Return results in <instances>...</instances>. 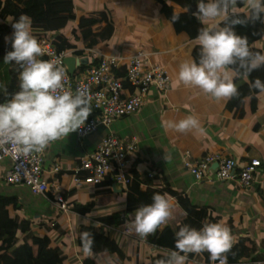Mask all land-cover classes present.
I'll list each match as a JSON object with an SVG mask.
<instances>
[{"label":"crops","instance_id":"1","mask_svg":"<svg viewBox=\"0 0 264 264\" xmlns=\"http://www.w3.org/2000/svg\"><path fill=\"white\" fill-rule=\"evenodd\" d=\"M103 10L111 19L112 36L92 49L104 55L124 56L144 50L154 64L168 70L172 85L165 91L153 86L141 108L117 119L110 129L102 126L85 138L73 132L52 143L44 162V176L51 185L47 195H34L24 184H7L3 176L12 162L9 158L1 160L0 194L14 196L18 202L12 204L11 214L31 219L37 235L50 236L52 246L67 256L63 264H155L175 250V233L181 226L200 229L204 222H223L231 230L235 243L227 254V264H264V93L257 94L258 106L251 112L247 99L230 107L232 98L217 101L197 87L183 85L178 80L179 65L195 60L193 51L198 44L187 33H177L161 5L153 0H107L106 7L77 15L79 18ZM236 14L246 16L249 12L238 5ZM77 32L80 34L79 29ZM61 33L69 38L58 29L48 36ZM253 45L264 54V37ZM84 47L83 42L71 49ZM248 80L241 77L234 82L240 87ZM0 83L4 89L6 83L1 76ZM189 115L198 119L203 132L193 129L180 133L166 127V122H178ZM108 132L124 141L137 138L126 169L130 183H116L108 175L100 184L75 186L73 174L80 157L95 150ZM187 152L191 161L207 152H218L235 158L239 167L258 158L262 162L256 174L258 182L241 188L232 180H218L214 169L197 179L184 165ZM56 186L68 201L70 213L58 208ZM155 193L170 199L172 218L148 241L123 234L120 230L124 221L130 214L134 216L140 205L152 203ZM98 230L109 239L101 248L96 243ZM84 231L94 238L91 256L82 251L80 234ZM186 264L213 262L207 252L189 253Z\"/></svg>","mask_w":264,"mask_h":264},{"label":"clouds","instance_id":"2","mask_svg":"<svg viewBox=\"0 0 264 264\" xmlns=\"http://www.w3.org/2000/svg\"><path fill=\"white\" fill-rule=\"evenodd\" d=\"M238 5L250 14L240 18L236 14ZM194 15L203 24L195 38L200 48L199 59L181 63L178 80L217 101L238 97L234 80L247 78L264 67V54L253 52L247 37L238 35L235 28L249 22L264 23V0H199ZM178 20L179 16L173 14L170 22ZM12 29V50L5 54L3 62L18 66L19 91L0 103V149L27 157L43 153L52 143L84 127L92 114V97L85 89L73 92L65 88V70L58 61L39 59L44 53L27 16L21 15ZM250 88L264 93V81L256 78ZM166 127L180 133L193 129L203 132L193 115L178 122L168 121ZM172 207L166 194L155 193L152 203L140 205L134 216L130 214L125 233L140 238L155 234L172 218ZM80 240L83 253L93 255L92 233L82 232ZM234 243L231 230L223 222H204L200 229L185 224L175 233V250L155 264H186L187 254L204 252L213 264H227V254Z\"/></svg>","mask_w":264,"mask_h":264},{"label":"built area","instance_id":"3","mask_svg":"<svg viewBox=\"0 0 264 264\" xmlns=\"http://www.w3.org/2000/svg\"><path fill=\"white\" fill-rule=\"evenodd\" d=\"M39 43L44 53L39 59L58 61L59 66L64 68L65 88L73 92L82 88L92 97V114L84 127L76 131L79 138L95 133L102 126L110 129L117 119L138 111L153 86L165 91L172 85L168 70L154 64L150 53L144 50H138L129 56L104 55L89 47L59 51L53 36L45 37ZM72 55L78 59L89 58L86 65L77 67L76 72L80 68L82 70L74 75L70 73L65 62L66 57ZM123 70L125 74L119 75L118 72ZM125 81L130 83L131 88L125 85ZM136 145L135 136L129 141H124L112 132L106 133L95 150L80 157V163L73 174L74 185L81 187L86 184H100L108 175H111L116 183L129 184L131 178L126 172L128 157L136 149ZM45 153L46 150L27 157H17L10 149H0V161L9 158L12 162L3 176L4 181L7 184H24L34 195H47L51 185L44 176ZM190 157L191 154L187 152L184 165L197 179L206 177L217 162L218 167L214 169L216 178L220 181L232 180L241 188H249L258 182L256 174L262 166L260 159L253 158L239 167L235 158L218 152H207L196 161H191ZM58 169L59 166L56 165L55 170ZM261 183L264 184V179ZM55 197L58 208L63 213H70L68 201L59 186H56ZM121 218L126 220L125 215ZM126 221L120 231L128 235L125 233ZM128 236L142 241H148L150 237Z\"/></svg>","mask_w":264,"mask_h":264},{"label":"trees","instance_id":"4","mask_svg":"<svg viewBox=\"0 0 264 264\" xmlns=\"http://www.w3.org/2000/svg\"><path fill=\"white\" fill-rule=\"evenodd\" d=\"M153 1L161 5L162 12L169 20L173 14L179 16V20L173 23L177 33L185 32L190 38H196L201 27L200 21L194 15L199 0ZM21 15L29 18L32 34L38 42L47 37L50 31L62 28L75 20H78L82 41L89 48H95L112 36L111 19L105 10L78 18L73 0H0V76L6 83L4 89L1 88L0 83V103L10 99L12 94L19 91V68L15 63L5 64L3 58L8 51L12 50V24L18 21ZM248 15L238 16L243 19ZM9 18H12L10 23L7 22ZM221 26H223L222 22ZM235 31L238 35L247 37L253 52L263 54V50L255 47L253 43L264 37V23L257 21L255 24L249 22L246 25H238ZM5 37H8V40ZM55 44L59 51L75 47L62 33L55 37ZM199 51V45H196L193 54L197 62ZM80 70L82 68L78 69L76 74ZM118 74H125V70L119 71ZM256 78L264 81V67L253 71L248 76V82L238 87L239 96L229 101L230 107L247 99L250 111L254 112L257 109L259 92L250 88ZM125 85L131 88L128 81H125ZM12 204H18L16 197L0 194V264H63L67 256L60 253L59 247L52 246L50 236H40L33 231L31 219L19 214L13 216ZM108 240V237L98 230L96 236L98 248H101Z\"/></svg>","mask_w":264,"mask_h":264},{"label":"rangeland","instance_id":"5","mask_svg":"<svg viewBox=\"0 0 264 264\" xmlns=\"http://www.w3.org/2000/svg\"><path fill=\"white\" fill-rule=\"evenodd\" d=\"M106 5H107V0H76V6H77L76 10H77L78 15L90 12V11L95 10V9L104 8V7H106ZM111 16H112V14H111ZM74 29H76V31H72ZM111 29H112V26H111ZM60 31L66 32L67 35H69V38L72 40V42L75 45L79 46V45L83 44L81 36L77 32L78 31L77 21L71 22L64 27L59 28L58 32H60Z\"/></svg>","mask_w":264,"mask_h":264},{"label":"water","instance_id":"6","mask_svg":"<svg viewBox=\"0 0 264 264\" xmlns=\"http://www.w3.org/2000/svg\"><path fill=\"white\" fill-rule=\"evenodd\" d=\"M88 60L89 58L88 57H84V58H81V59H78L76 58L75 56H67L66 59H65V62L69 68V71L72 75L75 74L76 72V69L78 66L80 65H86L88 63ZM218 167V163L216 162L212 168L215 169Z\"/></svg>","mask_w":264,"mask_h":264}]
</instances>
